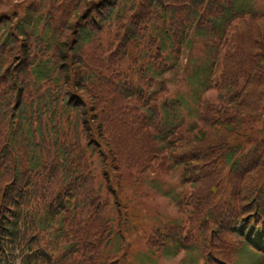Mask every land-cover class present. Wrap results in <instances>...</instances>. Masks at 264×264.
I'll return each mask as SVG.
<instances>
[{
    "label": "rangeland",
    "instance_id": "1",
    "mask_svg": "<svg viewBox=\"0 0 264 264\" xmlns=\"http://www.w3.org/2000/svg\"><path fill=\"white\" fill-rule=\"evenodd\" d=\"M233 4L252 17L232 20L219 31L216 22ZM261 15L264 0H0V27L6 28L0 33V138L7 137V125L14 132L18 127L12 114L23 95L29 113L23 149L12 143L13 152L7 153L2 149L7 141L0 143V235L8 236L9 220L15 224L23 215H37L38 208L41 215L45 194L50 222L41 226L42 233L31 234L45 264L114 263L119 251L112 237L120 207L131 209L133 222L137 216L144 220L134 241L152 225L168 234L156 235L158 249L180 240L192 248L204 246L210 264H264L263 252L242 251L248 230L260 235L264 250V132L237 148L233 170L224 155L233 150L234 139L221 135L234 132L216 127L219 110L232 112L248 100L245 69L230 39L249 26L258 35L248 66L264 75ZM42 66L51 76L44 82ZM65 74L74 85L64 82ZM16 80L23 88L11 87ZM256 91L264 107V87ZM259 116L264 117V109ZM38 120L40 135L32 137L30 126L35 130ZM114 121L139 131L140 151L151 149L131 172L119 173L121 153L110 132ZM63 146H71L70 154L79 158L76 165L87 167H72L71 159L63 164ZM240 174L250 177L248 185H234ZM137 198L142 205L133 204ZM87 199L93 201L87 204ZM80 204L90 206L78 210ZM90 207L100 212L106 231L78 243L69 220L93 221ZM117 244L126 248L120 264L128 259L129 264H150L151 252L141 240L132 246L120 237ZM95 249H101L103 262L91 255ZM192 254V261L162 259L161 264H203L200 251Z\"/></svg>",
    "mask_w": 264,
    "mask_h": 264
},
{
    "label": "trees",
    "instance_id": "2",
    "mask_svg": "<svg viewBox=\"0 0 264 264\" xmlns=\"http://www.w3.org/2000/svg\"><path fill=\"white\" fill-rule=\"evenodd\" d=\"M244 13V9L240 8L239 9V15H242ZM228 14V13H226ZM231 13L229 12V15ZM246 34H250V33H246ZM255 36L257 37L258 32L255 30L254 31ZM249 54V51H237L236 52V60H240L242 62V64H245L248 66L249 61L247 60V55ZM227 63L230 64L231 63V59L227 60ZM262 63H264V58H262ZM248 68L251 70V79L248 83V88H250V92L248 95V100L245 106H242V108H234L232 110V112L227 111L226 109L222 108L221 110H219V118L220 121L219 123H217L216 127H218L219 130H223V129H231V131H233L234 133H229L227 135H221V138H235V137H240L243 134V130L246 129H255L257 125H259L262 122V118L261 116H259L260 111H262L264 109V107L262 106V100L260 98V96L257 93V89L264 87V75H262L261 73H257L255 68L252 66H248ZM40 71V75L41 77H47V78H51L50 76V72L47 75L48 72V68L46 66H42L41 68H39ZM39 74V73H38ZM65 79L67 83V85L69 84H73L71 82V80L67 81V75L65 74ZM69 78V77H68ZM17 84H15L14 82L12 83V86H19L22 85V83L20 82V80H16ZM45 79H42V82H44ZM74 85V84H73ZM23 88V85H22ZM24 98V95L22 96V100ZM22 100L20 101V104L17 106V108L14 110L12 116L14 117V119H18L19 124L18 127L16 128L15 132L13 131L14 128L11 125H7L9 126V130L7 131L6 135L7 137H5L4 135L1 136L0 138V143L3 141H7V143L5 144L4 148H2L0 146V149H4L5 152L9 153V152H13L14 147L12 146V143L14 144H18L20 145V148L23 149V147L25 146V143L27 141H29L26 138V125L28 123V120L26 119V115H28L29 113L27 112V107L24 104L28 103V100H24V102H22ZM24 103V104H23ZM14 103L11 104V106L9 107V109L11 110V107ZM14 107V106H13ZM263 107V108H262ZM208 112L213 113V110L210 108L208 109ZM11 120V119H10ZM12 121V120H11ZM13 124V122H12ZM119 132L121 133H127L129 136H132V132L131 129L127 132L125 129H123V127L117 123V122H113L112 124ZM34 126L31 125L30 126V133L32 135V137H35V133H34ZM207 127H209V122L207 124ZM23 129H25L23 131ZM238 143V142H237ZM242 144V142H239V144L237 145H233L231 149H233L231 152H228L224 155V159L225 161L228 163V165L234 170L238 167V155H239V151H238V147H240ZM2 155V153H0V156ZM4 174H6L7 176H10L9 170L7 168H5V171H3ZM237 179L235 181V183H237L236 187H239L240 185L244 186V185H248V183L251 181L250 177L245 175V174H240L237 175ZM214 182V179H212L211 181L208 182V186L211 185ZM96 212H98V214H96ZM95 216H97V219L102 223V219L100 218L102 215L100 214L99 211H95L94 212ZM96 229L95 224H93V222H88L87 226L85 227L84 233H82L81 235H92L94 234ZM241 232H243L242 230H240ZM246 241L247 243H251L252 244V235L249 233H246ZM257 240V239H256ZM257 246L258 243L256 241Z\"/></svg>",
    "mask_w": 264,
    "mask_h": 264
}]
</instances>
